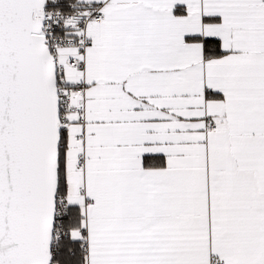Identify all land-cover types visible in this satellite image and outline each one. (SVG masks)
Returning a JSON list of instances; mask_svg holds the SVG:
<instances>
[{
    "label": "snow or ice",
    "instance_id": "6c2138e0",
    "mask_svg": "<svg viewBox=\"0 0 264 264\" xmlns=\"http://www.w3.org/2000/svg\"><path fill=\"white\" fill-rule=\"evenodd\" d=\"M0 264H264V0H0Z\"/></svg>",
    "mask_w": 264,
    "mask_h": 264
}]
</instances>
